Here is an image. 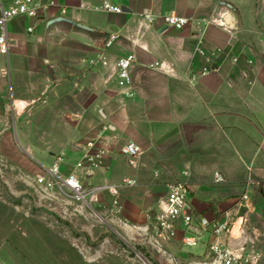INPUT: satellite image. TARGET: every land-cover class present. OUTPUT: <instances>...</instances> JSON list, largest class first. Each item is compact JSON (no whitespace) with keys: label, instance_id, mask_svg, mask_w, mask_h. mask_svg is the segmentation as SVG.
<instances>
[{"label":"crops","instance_id":"0c3cea01","mask_svg":"<svg viewBox=\"0 0 264 264\" xmlns=\"http://www.w3.org/2000/svg\"><path fill=\"white\" fill-rule=\"evenodd\" d=\"M36 1L38 17L7 24L0 54L4 158L42 178L54 167L75 174L137 223L156 215L171 182L188 183L208 218L248 194V235L264 261V0ZM15 2L0 0V13ZM168 15L190 23L166 28ZM125 57L135 64L120 86ZM131 143L139 155L123 153Z\"/></svg>","mask_w":264,"mask_h":264},{"label":"rangeland","instance_id":"374dc122","mask_svg":"<svg viewBox=\"0 0 264 264\" xmlns=\"http://www.w3.org/2000/svg\"><path fill=\"white\" fill-rule=\"evenodd\" d=\"M19 148L25 151L20 141ZM44 176L52 186L0 152V264H220L204 244L184 248L181 233L173 241L159 239L151 225L155 213L137 223L123 214L117 197L83 204L59 179ZM241 214L244 234L225 246L243 264H264L261 245L248 235L249 217Z\"/></svg>","mask_w":264,"mask_h":264},{"label":"built area","instance_id":"2783aa9c","mask_svg":"<svg viewBox=\"0 0 264 264\" xmlns=\"http://www.w3.org/2000/svg\"><path fill=\"white\" fill-rule=\"evenodd\" d=\"M40 9L41 5L36 0H16L14 6L1 10V55L7 56L9 54L7 24L11 20L21 16L36 18L38 17ZM102 9L109 12H122L121 7L110 4H106ZM147 19L153 23L157 18L154 16H147ZM161 20L166 28H174L177 30H183L190 23L189 19L177 15L163 16ZM33 32L34 28H29V33ZM102 63L104 66L108 65L106 58H103ZM134 64L135 58L133 57H125L117 62V80L120 86L130 84L131 72L134 68ZM89 147L94 148V144H90ZM123 153L129 156H137L141 153V148L131 143L123 149ZM87 159L94 166L101 163L98 155L89 154ZM48 174L59 179L58 184L69 190L73 194L75 200L83 204L93 203L102 189L100 187L88 188L75 174H70L63 178L59 176L56 167L50 169ZM219 179L220 178H218V180ZM39 183H47L48 186H52V184L47 181V178H39ZM167 187L168 196L159 205V211L151 222L155 234L159 239L173 241L176 240L181 233V243L184 248L189 249L204 244L207 246L209 256H211L215 262L220 264H243L242 256H237L234 250L227 249L225 244L229 242V240H237L233 231L239 220L242 221L240 228L241 238L244 234L243 227L246 218L244 214L241 213L243 210H246L245 214L247 215L250 211L251 205L248 194H244L241 199L238 200L236 214H234L235 210L231 209L219 216L208 218L197 213L190 204L189 198L192 190L188 183L176 181L169 183ZM111 193L117 195V189L111 188ZM234 215H236V218H234Z\"/></svg>","mask_w":264,"mask_h":264},{"label":"bare ground","instance_id":"6f19581e","mask_svg":"<svg viewBox=\"0 0 264 264\" xmlns=\"http://www.w3.org/2000/svg\"><path fill=\"white\" fill-rule=\"evenodd\" d=\"M19 103V102H18ZM24 105L23 104H19V107L20 108H22ZM241 223H242V221L241 220H239L238 222H237V224H236V226H235V229H234V231H233V234L236 236V237H241V234H240V228H241Z\"/></svg>","mask_w":264,"mask_h":264}]
</instances>
